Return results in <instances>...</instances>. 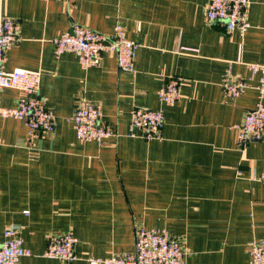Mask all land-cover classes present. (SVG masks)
Listing matches in <instances>:
<instances>
[{
  "label": "crops",
  "instance_id": "1",
  "mask_svg": "<svg viewBox=\"0 0 264 264\" xmlns=\"http://www.w3.org/2000/svg\"><path fill=\"white\" fill-rule=\"evenodd\" d=\"M208 0H0V17L18 24L4 68L40 70L39 95L55 116L52 132L32 143L26 125L0 117V239L17 227L31 255L20 264H88L134 250L138 227L179 238L185 264H248V245L264 239V142L243 147L233 125L254 107L248 88L233 100L225 77L251 85L248 64L264 59V0H247L244 33L208 22ZM125 27L139 47L134 72L116 54L83 68L72 52L56 55L52 38L74 23L111 34ZM179 78V99L161 104L157 91ZM23 93L0 91V105ZM79 98L100 106L117 136L79 141L70 120ZM264 104V98H263ZM134 106L162 108L161 139L128 136ZM72 233L76 258L43 255L48 237Z\"/></svg>",
  "mask_w": 264,
  "mask_h": 264
},
{
  "label": "built area",
  "instance_id": "2",
  "mask_svg": "<svg viewBox=\"0 0 264 264\" xmlns=\"http://www.w3.org/2000/svg\"><path fill=\"white\" fill-rule=\"evenodd\" d=\"M247 0H208L206 19L208 22H221L228 31L238 30L241 34L250 27L245 16ZM18 40V24L10 18L0 17V91L6 88L18 89L23 93L14 106L0 105V117L21 120L26 125V139L29 143L41 132H52L55 116L39 95L40 70L4 68L6 50ZM54 52L74 53L80 65L88 68L98 65L103 53L116 54L118 69L134 72V60L139 44L126 35L125 27L117 22L111 34L101 33L88 26L74 23L69 32L52 38ZM251 85L245 79L225 77L221 83L224 94L233 100L248 88L257 92V101L247 110L241 122L233 125L237 141L242 147L252 140L264 142V59L248 64ZM179 78L169 77L157 91L161 104L172 105L179 99ZM75 136L79 141L102 143L117 132L103 121L99 105L79 98L70 118ZM164 125L162 108L151 109L134 106L130 111L127 125L128 136H138L145 140L161 139ZM253 179L264 182V170ZM76 237L70 232L51 234L46 242L43 255L62 262L76 258L74 252ZM248 264H264V239L251 241L247 249ZM24 247L17 227H5L0 239V264H20L23 257L30 256ZM186 251L182 241L171 235L165 227H138L135 232L134 250L109 257H87L88 264H185Z\"/></svg>",
  "mask_w": 264,
  "mask_h": 264
}]
</instances>
